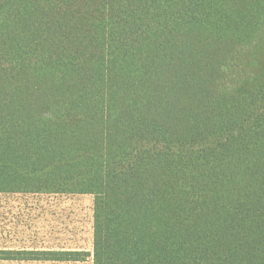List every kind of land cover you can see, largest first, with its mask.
<instances>
[{"label":"trees","instance_id":"obj_1","mask_svg":"<svg viewBox=\"0 0 264 264\" xmlns=\"http://www.w3.org/2000/svg\"><path fill=\"white\" fill-rule=\"evenodd\" d=\"M94 197L93 247L0 262L264 264V0H0V195Z\"/></svg>","mask_w":264,"mask_h":264},{"label":"rangeland","instance_id":"obj_2","mask_svg":"<svg viewBox=\"0 0 264 264\" xmlns=\"http://www.w3.org/2000/svg\"><path fill=\"white\" fill-rule=\"evenodd\" d=\"M93 209L89 195H0V249L91 252Z\"/></svg>","mask_w":264,"mask_h":264}]
</instances>
